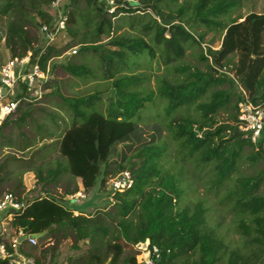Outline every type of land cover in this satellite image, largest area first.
<instances>
[{
	"label": "trees",
	"instance_id": "trees-1",
	"mask_svg": "<svg viewBox=\"0 0 264 264\" xmlns=\"http://www.w3.org/2000/svg\"><path fill=\"white\" fill-rule=\"evenodd\" d=\"M53 1L0 0V13L9 16L5 40L14 57L23 58L33 49L26 32L29 15L38 19L40 31L43 26H52L54 17L48 8ZM77 1L68 0L64 5L66 26L52 43L46 42L39 50L42 53H38L37 63L45 72L49 61L64 52L56 44L65 35L70 39L65 48H73L71 42H78L80 55L92 52L98 56L99 78L111 83L116 90V100L107 114L97 109L102 101L97 95L67 102L73 122L59 142V152L66 160L65 171L72 178L80 179L85 191H90L98 183L100 166L108 163L114 148L119 144L127 145V150L121 152L122 162L117 170L119 174L129 172L133 185L113 195L115 210L112 213L75 215V210L64 207L58 200L39 197L13 219L12 226L41 238L57 229H65L73 234L76 242H91L94 247L90 259L99 261L102 256H111L113 264L126 249L134 250L137 255L140 250L135 247L147 242L150 248L158 249V259L151 257L156 264H264V196L258 194L264 185V169L255 177L237 179V189L229 193L236 228L244 239L242 246L230 250L207 228V209L202 202L192 208H179L184 196L182 177L161 166L160 159L165 151L161 145L165 143L141 140L138 118L154 105V94H145L140 89L145 77L123 73L145 57L151 58L149 64L156 60V51L142 37L113 36L114 29L119 27L114 21L120 22L122 17L132 16L129 21L134 28V21L138 19L134 16L142 13L140 8H133L139 2L115 0L116 12L112 15L101 0H85L81 9L77 8ZM141 1L143 5L156 6L158 0ZM166 1L178 6L179 22L163 26L154 20L143 28L145 33L155 31L151 42L159 48L166 66L183 59L185 45L201 44V39H196L191 32L193 24L201 23L209 28L216 25L225 33L219 51L202 55L209 69L207 72H192L188 67H181L178 72L188 74L181 83L163 78L158 86V96L165 102L163 121L159 125L168 132L167 138L179 145L180 151H185L187 156L196 157L203 165L214 164L218 188L231 180L239 158L238 153L230 150L233 139H226L228 131L234 133L235 139L243 138V142L257 151L251 156L253 162L261 160L264 164V141L256 146L244 139L236 126H217L216 116L230 104L232 95L227 90H213L216 85L227 82V72L217 77V72L224 68L223 63L232 55H238L236 79L229 81L236 89L241 86L247 97L241 92L237 96L232 120L237 122L239 104L246 99L255 105H264V14H249L242 21L225 26L220 18L238 7L240 0H184L182 4L180 0ZM72 4L76 7L74 11L69 9ZM43 6H47V11ZM103 37L111 38L112 50H102ZM16 48H20L21 53H16ZM63 68L74 78H96L95 72L83 63H66ZM205 95L206 101L195 106L198 118H173L179 110L190 107ZM24 96L23 92L19 94L17 110ZM60 173V169H56L50 171L48 177L54 178ZM39 179L45 180L40 175ZM6 246L10 254L14 252L11 245ZM130 261L137 264L136 256ZM0 264H9V260L0 261Z\"/></svg>",
	"mask_w": 264,
	"mask_h": 264
},
{
	"label": "rangeland",
	"instance_id": "rangeland-1",
	"mask_svg": "<svg viewBox=\"0 0 264 264\" xmlns=\"http://www.w3.org/2000/svg\"><path fill=\"white\" fill-rule=\"evenodd\" d=\"M135 1L139 3L136 2L138 4L133 8H140L142 13L137 12L138 14L134 16L138 18L134 21V28L130 27L129 20L133 19L132 16L122 17L120 22L114 21L119 27L114 29L113 36L142 37L156 51V60H152L149 64L151 58L145 57L140 59L137 65L125 69L123 73L124 75L135 74L145 77L146 81L140 89L145 94H154V105L149 106L138 118L141 140L142 142L165 143V145H161L165 149L160 159L161 166L165 171L182 177L184 196L179 203V208H192L194 204L202 202L207 209V228L214 231L230 250H234L236 247L242 246L244 239L236 228V218L228 196L230 192L237 189V187L235 188L237 179L255 177L261 173L264 169L263 161L253 162L251 156L257 151L243 142V138L235 139L234 133L228 131L226 139H233L230 150L238 153L239 158L231 180L217 188L214 164L203 165L196 157L187 156L185 151H180L179 145L167 138L168 132L159 125V122L163 121L165 108L164 100L158 96L160 79L181 83L188 76V74L178 72V68L181 67H188L192 72H207L209 69L206 61H203L202 55H210V52L219 51L225 33L222 32L221 27L216 25L209 28L201 23L193 24L191 32L196 39H201L199 40L201 44L185 45L183 59L166 66L159 48L151 42L155 31L145 33L143 28L149 23L152 24L154 20L163 26L178 23L180 20L177 13L178 6L168 3L166 0H158L156 6L154 4L143 5L141 0ZM183 1L180 0L179 4H182ZM84 6L85 0L77 1V8L81 9ZM43 9L47 11V6H43ZM69 9L74 11L76 7L72 4ZM48 10L55 18L56 12L52 8H48ZM253 13L264 14V0H240L238 7L226 16H222L220 20L225 26H228L233 21L240 22L247 15ZM141 15H143L142 18ZM185 18L187 19V17ZM8 20V15L0 13V29L4 33ZM37 20L29 15V23L26 26L27 37L32 41L31 47L33 48L27 54L31 55L29 68L37 62L42 53L39 52L47 42L45 35L41 33L42 29L40 31V27L37 26ZM69 41L70 39L64 35L56 44V47L63 49L64 52L61 56L49 61L47 70L44 72L46 80L42 83L41 88L30 92L24 90V86L20 87L24 90L23 94L25 95L20 108L0 123V195L14 193L28 198V201L42 195L56 199L64 207L75 210V215L82 213L87 216H95L98 212L112 213L115 210V200L111 191V182L120 175L117 165L122 162L121 152L127 150V145L119 144L114 148L108 163L100 166L101 175L98 183L90 191H85L81 180L72 178L69 172L65 171L66 160L61 157L59 152V142L73 122L67 102L79 97L88 98L97 95L102 100L97 109L107 114L111 104L116 100V90L111 86V83L99 78L98 56L92 52L88 55H80L78 42L75 43L76 45L71 42L73 48H65ZM111 41V38L103 37L100 42L102 50H112ZM16 53H21V49L16 48ZM13 58L16 57H14L11 47L6 40L0 38V66ZM238 60V55H232L228 61L223 63L224 68L217 72V77L223 75V72H227L228 74L225 76L227 80L224 79L227 82L219 86L216 85L213 90H227L232 95L230 104L220 110L216 116L217 126L233 125L240 133L237 122H234L231 117L236 113L234 107L237 96L241 92L247 97V93L241 86L239 89L234 88L229 81L236 79ZM66 63H83L95 72L96 78H74L65 72L63 65ZM37 92H40L41 98L36 96ZM35 97L41 100H37ZM206 98L205 95L190 107L182 108L173 118H198L195 111L196 103L206 101ZM157 130L159 133L156 132ZM262 152L264 155V144ZM56 169H60L61 173L54 178H49L50 171ZM39 175L45 180L39 179ZM79 193L82 197L76 201H70L71 197L77 196ZM258 194L264 196V185L259 189ZM16 238H21V236L10 222H6L0 229L1 241L10 246ZM143 245L145 248L147 243ZM93 247L89 240L76 242L70 231L57 229L53 234H46L42 238H38L37 244L33 247L24 243L19 250L21 255H16L12 262L24 264L25 260H30L33 264H113L111 256L108 258L102 256V260L99 261L90 259ZM135 249L137 248L135 247ZM145 253L146 256L149 255L147 251ZM134 256H136L137 264L144 263L142 250L136 255L134 250L126 249L121 256L117 257L114 264H132L130 260ZM227 260L228 257H225V261Z\"/></svg>",
	"mask_w": 264,
	"mask_h": 264
},
{
	"label": "built area",
	"instance_id": "built-area-1",
	"mask_svg": "<svg viewBox=\"0 0 264 264\" xmlns=\"http://www.w3.org/2000/svg\"><path fill=\"white\" fill-rule=\"evenodd\" d=\"M67 1L68 0H54L50 6V8L56 12L54 22L50 27L43 26L41 28L48 44L52 43L55 39L54 35L56 36L57 33L63 30L66 26L67 18L64 12L61 10H64V5L67 3ZM101 1L107 5L109 14L113 15L116 12L115 0ZM128 2L132 3L136 1L130 0ZM0 38L3 40L6 39L5 33L1 29ZM30 57L31 55H26L23 58L16 57L10 59L6 64L0 66V123L16 112L20 103L18 96L21 92L24 90H28L30 92L36 91L41 88L42 83L46 80V77H44L45 73L41 70L37 62H35L32 67L29 68ZM22 86L25 87L24 90L20 89ZM36 96L41 98L40 92H37ZM237 125L240 129V133L243 134L244 139L248 140L253 145L257 146L259 143L263 142L264 105H255L248 99L240 103ZM132 185V175L127 171L122 172L111 182V191L113 194L118 192L122 193L130 189ZM39 197L43 196L40 195L34 199L31 198L30 201H28V198H24L21 195H16L14 193H5L0 195V229L6 222H10L12 225L13 219L18 214H23L27 208L31 206L32 203ZM80 197H82L81 193H79L77 196L71 197L70 201H76ZM16 230L21 238H16L12 241L11 246L14 249L13 253H9L6 244L0 239V261L9 260V264H14L12 259L18 254L21 255L19 250L24 243H27L31 247L37 244V238H32V235H28L21 229ZM143 247V244H140L136 247L137 249L143 251V255L145 257H143V264H156L154 260L151 259V257L158 259V249L155 247L150 248L149 242H147L145 248ZM16 249H18V251H16ZM146 251L149 253L147 256L150 257L148 261L145 253ZM24 264H33V262L30 260H25Z\"/></svg>",
	"mask_w": 264,
	"mask_h": 264
},
{
	"label": "water",
	"instance_id": "water-1",
	"mask_svg": "<svg viewBox=\"0 0 264 264\" xmlns=\"http://www.w3.org/2000/svg\"><path fill=\"white\" fill-rule=\"evenodd\" d=\"M31 237H32V238H37V239L40 238V236H34V235H32ZM149 259H150V257L147 256V261H148Z\"/></svg>",
	"mask_w": 264,
	"mask_h": 264
}]
</instances>
